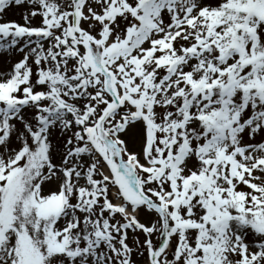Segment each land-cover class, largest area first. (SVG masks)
Wrapping results in <instances>:
<instances>
[{"label":"snow or ice","instance_id":"1","mask_svg":"<svg viewBox=\"0 0 264 264\" xmlns=\"http://www.w3.org/2000/svg\"><path fill=\"white\" fill-rule=\"evenodd\" d=\"M0 264H264V0H0Z\"/></svg>","mask_w":264,"mask_h":264},{"label":"rangeland","instance_id":"2","mask_svg":"<svg viewBox=\"0 0 264 264\" xmlns=\"http://www.w3.org/2000/svg\"><path fill=\"white\" fill-rule=\"evenodd\" d=\"M9 18H12V19H19L18 16H12L11 14H9Z\"/></svg>","mask_w":264,"mask_h":264}]
</instances>
